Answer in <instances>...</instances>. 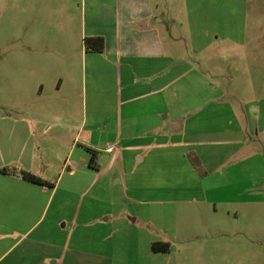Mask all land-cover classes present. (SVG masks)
I'll use <instances>...</instances> for the list:
<instances>
[{"label": "crops", "instance_id": "crops-1", "mask_svg": "<svg viewBox=\"0 0 264 264\" xmlns=\"http://www.w3.org/2000/svg\"><path fill=\"white\" fill-rule=\"evenodd\" d=\"M52 1L65 7L63 33L73 7L85 27L89 11V37L105 38L103 52H86L91 131L87 94L55 100L43 133L30 109L0 114V264H264V49L247 35L250 0ZM162 17L184 18L183 35ZM186 24L205 37H185ZM24 58L19 87L36 70ZM99 58L116 84L105 135ZM137 207L162 221L164 238L137 225Z\"/></svg>", "mask_w": 264, "mask_h": 264}, {"label": "rangeland", "instance_id": "rangeland-1", "mask_svg": "<svg viewBox=\"0 0 264 264\" xmlns=\"http://www.w3.org/2000/svg\"><path fill=\"white\" fill-rule=\"evenodd\" d=\"M107 1L103 0L102 2ZM184 1L186 2V0ZM249 6L247 35L258 37V43L262 44L264 49V0H250ZM64 11L63 4H57L52 0H43L39 5L34 4L32 0H0V114L16 116L19 113L18 110L25 113L26 109H30L29 111L37 113L36 117L41 122L39 130L40 133H43L50 124L49 117L52 115V103L55 100L65 103L69 102L75 93L78 99H83L87 94L88 126L84 133H90L92 78L89 61L91 58L87 56L86 61V52L88 51L85 46V39L89 37L88 33L90 32L89 11H87L85 19L87 26L85 27L81 10L72 7L71 30L69 33H63L61 25L58 26L57 21L62 20ZM107 12L104 9L105 17ZM183 19L178 18L174 23L172 19L168 21V17H162L165 27L169 29V26H173V30L169 32L173 36L183 35V27L180 26L181 24H177L179 21L184 22ZM196 26L193 25L191 28H196L195 35L202 39L205 37L204 26ZM185 27L187 30H185L184 36L191 37L190 26L186 24ZM208 37L213 38L212 31ZM199 43L201 44V42ZM199 49L200 47L197 51ZM67 51L71 52L69 57L65 55ZM21 53H24L23 61H26V65L23 61L22 65L35 67L36 70H34V74L22 75V78L29 77L26 81L30 77L34 78L30 82H24L25 78L21 79L20 85H22L19 87L18 78L20 75L15 73L14 67L17 65V55ZM99 61L104 66V74L101 86L97 92L95 91V94L102 107V114L105 113L108 120L98 124L96 131L98 133L101 131L105 135L106 132H110L113 124L110 110L115 101L116 84L113 71L110 68L111 64L105 63L102 58H99ZM69 65H72L73 68L71 72L67 70ZM262 68V93H264V60ZM60 82L61 87H59ZM31 83H34L36 88H29L28 84ZM239 92L242 93L243 90L240 89ZM49 133H53V130L51 129ZM120 194H122V190H120ZM123 207L124 205L121 203L120 209H124ZM145 210L155 209L145 207ZM135 211L140 212L138 215L141 217L137 225L150 228L149 233L152 238L159 239L166 236V231L161 228L162 221L159 218L143 217L142 208L137 207ZM146 220L150 222L145 223Z\"/></svg>", "mask_w": 264, "mask_h": 264}, {"label": "trees", "instance_id": "trees-1", "mask_svg": "<svg viewBox=\"0 0 264 264\" xmlns=\"http://www.w3.org/2000/svg\"><path fill=\"white\" fill-rule=\"evenodd\" d=\"M85 46L87 51L93 52H103L105 50V38L103 36H93L87 37L85 39ZM94 161V156L91 158V163ZM5 172H16V171H9L8 169H3ZM22 177L30 182L51 186V183L42 179L41 177L25 171H19ZM152 250L154 252H168L170 250V243L168 242H155L152 245Z\"/></svg>", "mask_w": 264, "mask_h": 264}]
</instances>
